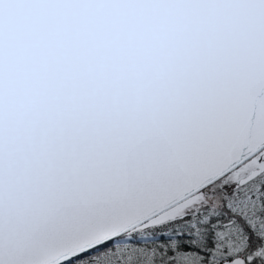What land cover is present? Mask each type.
<instances>
[{
	"label": "snow or ice",
	"instance_id": "obj_1",
	"mask_svg": "<svg viewBox=\"0 0 264 264\" xmlns=\"http://www.w3.org/2000/svg\"><path fill=\"white\" fill-rule=\"evenodd\" d=\"M0 264H264V0H0Z\"/></svg>",
	"mask_w": 264,
	"mask_h": 264
}]
</instances>
